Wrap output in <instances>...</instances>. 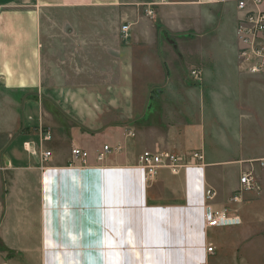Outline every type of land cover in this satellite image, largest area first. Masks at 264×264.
<instances>
[{
    "label": "crops",
    "instance_id": "obj_1",
    "mask_svg": "<svg viewBox=\"0 0 264 264\" xmlns=\"http://www.w3.org/2000/svg\"><path fill=\"white\" fill-rule=\"evenodd\" d=\"M237 1L0 0V259L9 253L8 264H264L261 256L239 255L240 242L222 237L242 225L203 228L216 207L205 191L221 197L232 191L222 186L227 163L245 162L253 176L262 170L255 177L264 189V139L255 114L240 116V132L217 138L211 153L209 137L202 138L204 166L178 177L162 172L152 191L136 163L145 146L160 149V137L131 152L120 130L122 121H145L155 110L146 114L148 97L144 111L135 113L136 88L162 90L172 72L183 76L191 65L182 48L188 40L217 29V41L224 42L232 23L235 35L242 16ZM121 25L129 26L125 35ZM234 45L230 59L225 50L211 51L225 66L220 81L228 87L254 77L238 63L236 39ZM162 72L163 81L155 76ZM256 77L264 90V71ZM249 102L264 113V94L252 93ZM205 126L203 119V136ZM46 131L51 140L41 142ZM100 137L115 147L120 142L126 153L98 161ZM240 137L257 141L256 151L235 152ZM161 146L188 145L174 136ZM73 147L87 153L85 165L71 164ZM43 151L51 157L42 166ZM174 183L180 190L171 189Z\"/></svg>",
    "mask_w": 264,
    "mask_h": 264
},
{
    "label": "rangeland",
    "instance_id": "obj_2",
    "mask_svg": "<svg viewBox=\"0 0 264 264\" xmlns=\"http://www.w3.org/2000/svg\"><path fill=\"white\" fill-rule=\"evenodd\" d=\"M152 8L150 9L152 10ZM147 11H144L145 15H147ZM213 15L216 17V12H213ZM212 27L215 28L213 25ZM230 27L233 34L230 28L225 29L226 31L223 33L224 42L217 41V29L210 31V33H208L206 36H202L201 38H199L197 35L188 40V42H186L182 48L189 51L188 58L191 65L188 67L186 66L183 76L181 73H176L175 77L174 72H172L168 85L162 90H144L141 88L135 89L136 95L137 93L140 94L142 92V96L138 94L136 97L135 113H138L137 115H139L144 111V102L148 97H150L149 100H151V102L149 103V108L147 109L146 114L148 115L153 109L155 110L153 113L149 114V117H147L145 121H139V119H136L131 122L129 126L125 121H122L120 124L122 126V128H120L121 137L123 133L124 137L126 135L125 140L127 138L131 140V143L129 144L131 152L136 151L137 149H144L145 145L148 143L150 144L157 137H160V146L161 144H171L175 136L184 140L186 138L188 146H179L174 149L165 147L162 148V146H159L160 149H156L159 151L188 157L194 152H201V150L204 152L203 147H201V140L202 138L204 139V137L206 139L208 136L209 140L207 139L206 146L208 152L211 153L218 149L217 146L219 141L217 138L230 140L232 134H237V132H240L239 117L242 115L249 116V114H255V123L259 128V134L264 139V113L260 111L261 107L259 105L253 106L249 102L252 93L255 95H257V93L264 94V90L260 88L261 83L256 82V76L258 74H255L256 76L248 74L249 76L254 77L247 78L245 84L228 87L225 82L220 81L221 75H224L225 66L211 53L213 50H225V58L230 59L232 57V50H234V47H236L234 45L236 39V29L234 35L233 23ZM236 45L239 49L237 39ZM189 68L195 69L193 71H200L202 73L200 78L203 79H200L199 81L194 80L191 77L192 71L189 75ZM227 69L231 71L229 67ZM165 75L167 74L162 72L161 74H156L155 76L159 77V79L163 81L165 79ZM232 77L234 78V76H231L230 78ZM140 83L142 82H137V85H140ZM2 98L3 97L0 93V100H2ZM4 101L5 100H3V102ZM2 110L3 108L0 106V126L4 122L1 120L5 117V113H3ZM27 114V112L25 114L22 112V119L24 121V117H26ZM203 119L204 123L206 124L205 127H207L204 129V136L202 129ZM106 141L109 142V140L104 139V137H100L98 142L94 144L97 154L102 151L104 146H107L111 150V154L119 152L121 153L122 151L123 153H126L124 152L125 150H123L120 142L117 143L119 146L115 147L105 143ZM3 144L4 138L0 136V145ZM257 145L258 142L255 140H250L247 142L243 137H240L237 140V144L233 145V149L235 152H237L239 149L243 153H249L250 151H256ZM147 146H145V150H143L144 152H154L156 150L148 149L146 148ZM226 157L228 161L234 159L233 155H227ZM79 165L83 166L81 163ZM224 168L225 170L223 171L222 186L225 190L232 191H230L227 196L222 197L215 191V198L212 201L207 202H209L211 205H216L214 210H220L223 208L226 209L229 216L237 220L235 224L242 225L244 228H239L226 234L224 233L222 237L240 242L238 248L239 255H251L253 258L261 256L264 258V200H262L261 197L264 189L257 182L260 187V191L244 192L241 194L239 202H232L231 198L236 194L239 188V177L242 171H245L249 168V164L245 162H231L227 163ZM162 172L172 175L170 171L166 169L161 170L158 173L156 179L151 184L146 186L148 190H153V187H155L156 181ZM258 174H263V171L256 168L255 176ZM255 176L254 178L257 181ZM211 180L215 183H218L219 177L217 174H212ZM173 185L175 186L171 189L180 190V186L177 183H174ZM155 190L159 194V192L163 191V188H156ZM165 194H167V197H169L170 193L166 191ZM161 195L163 196L164 194ZM224 239L225 238L221 240ZM249 244L251 246L253 244H258L260 250L258 248H251ZM249 247L251 248L250 250L248 249ZM248 250L249 254L247 253ZM10 258L11 257L9 253H7V255L0 259V264H8L7 260Z\"/></svg>",
    "mask_w": 264,
    "mask_h": 264
},
{
    "label": "built area",
    "instance_id": "obj_3",
    "mask_svg": "<svg viewBox=\"0 0 264 264\" xmlns=\"http://www.w3.org/2000/svg\"><path fill=\"white\" fill-rule=\"evenodd\" d=\"M264 0H238L237 10L242 16L238 19L236 25V39L239 45L238 58L242 69L251 75L260 74L264 71V10L261 7ZM150 13V12H149ZM129 30V26L121 27V32L125 35ZM200 73L191 72L194 80H200ZM51 140L50 134L46 131L41 134V142ZM28 149V144H25ZM111 154V150L104 146L102 151L97 155L98 161H103L107 155ZM71 163L82 165L86 164L87 153L73 147L70 151ZM49 151L40 153V163L43 166L50 158ZM260 165L264 167V163ZM204 166V156L201 152L191 153L188 157L159 151L143 152L138 156L137 167L143 171V181L145 186L151 184L157 177L158 173L166 169L172 175H178L183 170L202 168ZM238 191L231 198L232 202H239L241 194L244 192H258L260 187L251 172H242L238 181ZM216 193L212 189L205 191V200L212 201ZM235 218H231L226 209L212 210L208 219L203 224L204 229L219 228L235 225ZM213 247L208 245L206 253L213 254Z\"/></svg>",
    "mask_w": 264,
    "mask_h": 264
}]
</instances>
